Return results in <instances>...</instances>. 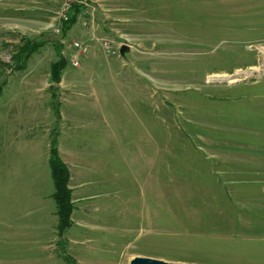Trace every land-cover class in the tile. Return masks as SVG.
Wrapping results in <instances>:
<instances>
[{
  "label": "rangeland",
  "instance_id": "1",
  "mask_svg": "<svg viewBox=\"0 0 264 264\" xmlns=\"http://www.w3.org/2000/svg\"><path fill=\"white\" fill-rule=\"evenodd\" d=\"M234 2L0 0V264L35 261L38 244L10 237L8 212L34 203L20 191L40 173L52 188L46 149L34 154L45 142L9 130L15 111L26 101L44 119L40 94L60 108L74 81L91 120L82 133L104 152L106 195L76 203L71 226L45 231L55 234L42 250L58 264L63 253L74 264H264V30ZM73 4L81 11L63 34ZM26 41L44 45L18 69ZM74 42L86 49L76 67ZM58 47L62 88L50 80Z\"/></svg>",
  "mask_w": 264,
  "mask_h": 264
},
{
  "label": "crops",
  "instance_id": "2",
  "mask_svg": "<svg viewBox=\"0 0 264 264\" xmlns=\"http://www.w3.org/2000/svg\"><path fill=\"white\" fill-rule=\"evenodd\" d=\"M232 1H237L234 3L240 2L243 3V5H247L244 8L245 17L252 19V15H255L256 19H259L257 27L255 26L251 30L259 32L264 30V22L261 24V21H264V0ZM261 40H264V37ZM62 73L60 77L61 83H59L60 88L64 86V76ZM75 82L76 81H74V83ZM74 83L71 85L72 91L69 98L65 99V102H63L59 108V119L56 118L53 108L51 107L52 101H50V98L47 101H44L45 96L40 94V97L43 100L42 107L44 108L45 113L44 119L40 117L42 116V111H36L37 107L34 108L31 106L33 103L23 101L24 109H18L15 111L19 116L12 120V122L15 123V126L19 128L15 129L14 127L11 129L9 127L11 133L16 134L17 138H20V141H23L24 143H33L39 147V144L45 142V146L41 149H35L34 154L39 158V154L43 156L44 149H46L49 172L47 184L52 182V188L49 187L45 191L44 188L40 186L39 182L41 180V173L39 176L31 178L29 184L30 189H27L25 192H20L26 197L28 203H34L26 204L23 213L19 216L16 215V213L20 212V209H16V206H14L12 211L10 210L8 212V217L13 216L12 220L15 222L14 228L10 229L9 225L11 222H8V224L3 226L10 229V237L19 238V242L38 244L40 251L34 254L35 261L27 264H58L56 256H52V254L46 252V250H42L46 247H50V244L53 243L54 234L58 227L56 203L53 199L54 186L49 167L51 135L57 126L60 128V133L56 135L57 150L59 157L67 166L70 174L68 185L71 190L73 206L76 203L90 201L100 195H106L105 180L103 178L100 179V173L104 175V152L100 151L99 145L96 148L91 145L88 137L82 133L89 132L91 120L89 116H87L88 113H86L88 110L86 104L80 102V104H78L75 100L77 93L73 92ZM4 112L6 114H4ZM11 113L10 109L3 111V126L8 127L10 121L7 117H9ZM51 113L53 114L54 119L51 117ZM5 123L7 124L5 125ZM94 127L95 125H93L92 128ZM63 130H66L65 137L62 136ZM19 150H23L24 152V149ZM74 209L75 210H73L71 214V221L73 220V215L76 211V208ZM86 209L89 210L90 207L85 205L84 211ZM50 228L55 229V232L49 236H44ZM43 236L45 238H43ZM30 257L33 258L32 253L30 254ZM47 260H50V262Z\"/></svg>",
  "mask_w": 264,
  "mask_h": 264
},
{
  "label": "trees",
  "instance_id": "3",
  "mask_svg": "<svg viewBox=\"0 0 264 264\" xmlns=\"http://www.w3.org/2000/svg\"><path fill=\"white\" fill-rule=\"evenodd\" d=\"M80 11L81 6L73 4L69 18L62 26L63 34H65L75 24ZM43 45L44 43L42 41H26L25 45L20 47L18 50V55L15 56V58L18 60L16 65L17 68H24L29 57ZM55 50L58 60L52 63L50 66L51 81L54 85L60 82L61 73L66 67V61L61 55L60 48L58 47ZM51 89L54 91V87H51ZM54 96L55 94L53 93L52 97L54 98ZM52 107L56 118L59 119V103L53 102ZM49 167L54 186L53 199L55 200L57 209L56 214L58 217V231L59 234H62L64 230L71 226V214L73 212L74 206L71 198V190L68 185L70 174L67 166L59 157L57 150V139L56 135H54V132L52 133V138L50 141ZM62 256L67 264H74V261L71 257L65 255L64 253Z\"/></svg>",
  "mask_w": 264,
  "mask_h": 264
},
{
  "label": "water",
  "instance_id": "4",
  "mask_svg": "<svg viewBox=\"0 0 264 264\" xmlns=\"http://www.w3.org/2000/svg\"><path fill=\"white\" fill-rule=\"evenodd\" d=\"M124 50H126V47L125 46L121 47L120 53H123ZM129 264H177V263L165 262V261L158 260V259L138 256V257H134L133 259H131Z\"/></svg>",
  "mask_w": 264,
  "mask_h": 264
},
{
  "label": "built area",
  "instance_id": "5",
  "mask_svg": "<svg viewBox=\"0 0 264 264\" xmlns=\"http://www.w3.org/2000/svg\"><path fill=\"white\" fill-rule=\"evenodd\" d=\"M67 8H70V7H67ZM63 19H64V22L68 20V18L66 16ZM57 32H58V30H57ZM105 46H107V45H105ZM72 48L74 50V55H71L73 57L71 59V64H72V66L76 67V66H78V62H77L78 56L80 55L81 52H85L86 49L79 42H74L72 44ZM261 72L264 74V63H263V66H261Z\"/></svg>",
  "mask_w": 264,
  "mask_h": 264
}]
</instances>
